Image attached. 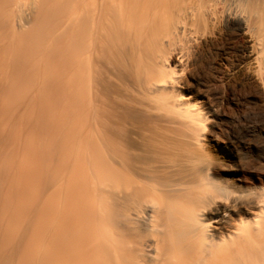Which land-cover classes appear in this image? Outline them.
Masks as SVG:
<instances>
[{"label":"bare ground","instance_id":"1","mask_svg":"<svg viewBox=\"0 0 264 264\" xmlns=\"http://www.w3.org/2000/svg\"><path fill=\"white\" fill-rule=\"evenodd\" d=\"M33 48L44 107L6 109ZM4 54L44 214L6 209L0 264H264V0H0Z\"/></svg>","mask_w":264,"mask_h":264},{"label":"rangeland","instance_id":"2","mask_svg":"<svg viewBox=\"0 0 264 264\" xmlns=\"http://www.w3.org/2000/svg\"><path fill=\"white\" fill-rule=\"evenodd\" d=\"M43 36H44V31H43V34L41 33V35H38V37L39 38H36L37 37V33H36V35L34 34L33 35V37H32V44L34 43V46L35 45H37V46H39V47H44V38H43ZM36 38V40H35V38ZM42 37V38H41ZM42 39V40H41ZM35 41V42H34ZM38 42V43H37ZM33 50H34V52L32 51H30V52H27L26 54L27 55H29V57H27V55H26V57L29 59V61L31 62V60H32V63L34 64V67H33V74H34V79H32V80H29V81H31V87H30V83H24V84H21V86L22 85H28V87H27V85L25 86L26 88H23V86L21 87H19L18 89H19V92H21V93H25V92H28L27 94L25 93V98L23 97V94H21V93H19L17 96L16 95H13V94H10V93H12V90L10 89L11 87H12V85H11V83H10V81H9V78H8V76H9V74H10V71H8V67L7 66H5L6 68L5 69H3V67L2 66H4V65H7L6 64V61L4 60V59H6L7 60V58H5L7 55H5L4 54V56H3V59H2V56H0V61H1V59L2 60H4V61H1L0 62V72H1V70L3 71L1 74H2V76L0 75V78H1V81L3 82V84H2V82H0V85H1V89H0V93H2V90L3 91H5L3 88L5 87V89L9 86V83H10V86H9V88L8 89H6V90H8V93L11 95H9L8 93H7V98H8V96L12 99V101L13 100H16V102L15 101H11V99L10 98H8L10 101H8L7 100V98H4V97H6V96H4V95H6V93H2V95H0V107L1 108H3L6 104H11V105H9V106H11L10 107V109H13V107L12 106H14V108L16 107H18V106H20V105H22V101L21 100H24V99H28V97L30 98V96H31V94L32 93H35V96H34V94H32V97H34V99L36 100V106L38 105V103H40L39 101H38V99L39 100H41L42 98L44 99V93L42 92L41 93V91H40V88L42 89V87L44 88V79L42 78L43 76H42V73H44V70H43V68H44V65H41V63L42 64H44V59H43V57H44V55H43V53H44V50H40V49H37V50H35V48H33ZM36 54H38L39 55V57H36L37 55ZM41 54H42V59H43V61H41L40 62V60H42L41 59ZM14 55V54H13ZM12 55V56H13ZM15 56V55H14ZM35 56V57H34ZM8 57H9V55H8ZM31 57V58H30ZM12 58V57H11ZM11 58H9V59H11ZM38 59V61L37 60H35V59ZM8 59V60H9ZM34 59V60H33ZM36 62V63H35ZM5 63V64H4ZM41 65V66H40ZM40 66V67H39ZM38 72V73H36V72ZM4 72H6L5 74H4ZM42 72V73H41ZM37 74H38V76H37ZM41 74V75H40ZM6 78V79H5ZM41 78V79H40ZM39 79H40V81H39ZM37 80V81H36ZM36 81V82H35ZM5 82V83H4ZM41 82V83H40ZM42 84V87H41V85L40 84ZM39 84V85H38ZM3 85V86H2ZM33 85V86H32ZM40 88H39V87ZM34 87V88H33ZM37 87V88H36ZM21 88H23V89H21ZM39 88V91L37 90ZM24 89H25V91H24ZM30 89V90H29ZM33 89H35V91H37V93L35 92V91H33ZM10 90V91H9ZM22 90H23V92H22ZM32 90V91H31ZM44 90V89H43ZM39 93V94H38ZM40 93L42 94V95H40ZM38 94V95H37ZM22 95V98L20 97ZM27 95V96H26ZM30 95V96H29ZM40 95V96H39ZM3 97V98H2ZM39 97V98H38ZM41 97V98H40ZM48 97V96H47ZM15 98V99H14ZM17 98H19V99H17ZM38 98V99H37ZM5 99L7 100V101H5ZM21 99V100H20ZM42 99V103H40V105L41 104H43L44 105V100ZM19 100L21 101L20 102V105H18L19 104ZM5 101V105H3L4 102ZM25 101V100H24ZM10 102V103H9ZM15 102V103H14ZM49 103V101H47V104ZM8 105H6L5 107H7L6 109H9L8 108ZM40 105H38V106H40ZM43 105H41L42 107H44ZM38 106L36 107L37 109H39V108H42L41 106L38 108ZM7 113V112H6ZM6 113H3V115L4 116H6V117H8L9 116V114H10V112H9V114H7V115H5ZM2 115V114H1ZM0 115V119H2V117H4L3 115L1 116ZM11 115H13V114H11ZM11 115L9 116V117H11ZM0 121H3V122H5L4 121V118L2 119V120H0ZM3 122H0L1 124H0V130H2L3 131V127L5 126H3L2 125V123ZM4 124V123H3ZM3 126V127H2ZM1 132V131H0ZM11 132H13V133H15V134H17L18 136H20L19 138H18V136L16 135V136H14L12 133H7V136L0 142V150H1V152H0V170L2 171V174H0V209H1V205L2 204H4V201H3V198L5 197V196H7V194L5 195V193L8 191L9 193H8V197H5V198H7L6 200H5V198H4V200L6 201V203L3 205L4 206V208L2 209V211H4L3 213H2V211H0V215H3V216H5L6 214H5V212L7 213V217L4 219V217L2 218L1 216H0V218H2L1 220H3L4 219V222L3 221H1L0 220V222H2L1 223V225H0V227L2 228V227H5L4 225L6 224L7 226L8 225H12V223L13 222H15V220H17V222H19L21 219H22V217H23V212L25 211V212H30V211H38V212H42L43 214H44V157H42V154L40 153H38V152H43L44 150H42V145L44 144L45 145V136H44V143L41 145L40 144V142H37L36 140L34 141V142H36V144H38V145H40L39 147H38V145L37 146H35V147H38L37 149H35V147H33L34 145H36V144H34V143H32V145H30V146H32L35 150H37L38 152H36L35 150H33L32 152H36L37 154H39L38 156L36 155V158H34V160H32L33 162H32V166H30V164H31V155H33V157H35L34 156V154H32L31 153V150H29V148H28V146H27V148H28V150L30 151V152H27L28 150H26L27 148H25V144H27V142H26V140L28 141L29 140V137H28V139H26V137L25 136H27L28 134H27V132H25L24 130H18L17 132H15V131H11ZM24 132V133H23ZM20 135H19V134ZM1 134V133H0ZM11 134V135H10ZM9 135H10V137L12 138V139H10V140H7V139H9ZM23 135H25L24 137H23ZM1 136V135H0ZM12 136H14V138L12 137ZM15 138H18V139H15ZM23 138H24V141L26 142V143H24V145H22L23 143L22 142H24L23 141ZM7 141H6V140ZM18 140V141H14L15 143H14V145H13V141L12 140ZM26 139V140H25ZM4 141H6V143L4 142ZM8 141H12L10 144L12 145V148L10 149V150H8L7 149V147H9L10 148V146L11 145H9L8 143ZM4 143H5V145L7 144V146H4ZM31 142H29V144H30ZM28 144V145H29ZM3 145V146H2ZM24 146V149H25V151H23L24 149H23V147L22 146ZM44 145H43V147H44ZM14 146V147H13ZM29 146V147H30ZM3 147H5L4 148V150H3ZM22 147V151L23 152H25V154L22 152H20V148ZM32 147H30V148H32ZM3 150V151H2ZM8 150V151H7ZM40 150H42V151H40ZM6 152V153H5ZM21 153V154H20ZM26 153H27V155H26ZM28 153L29 154H31L30 156L28 155ZM35 153V154H36ZM23 154L25 155V157H23V158H19V157H21V156H23ZM41 155V157H39ZM29 156V157H28ZM44 156V155H43ZM26 157L27 158H29L30 160L28 161L29 162V165H27V163L28 162H25V161H27L26 160ZM33 157H32V159H33ZM41 158V160L39 161V160H37V158ZM21 159V160H20ZM18 160H20L21 162H19ZM34 161H38L36 164H34L35 162ZM38 163H39V165H38ZM41 163V164H40ZM42 163H43V165H42ZM11 165H13V166H11ZM18 165V166H17ZM32 167V168H31ZM42 167V168H41ZM30 168V169H29ZM5 170V171H4ZM35 170H37L38 172H40L39 174L41 175V176H38L39 174H38V172L36 171V172H34ZM28 171V172H27ZM30 171V172H29ZM9 172H10V175H9ZM16 172V173H15ZM36 173V175L34 174V173ZM30 173V174H29ZM29 174V175H28ZM25 175V176H24ZM30 175L32 176H34L33 178L32 177H30ZM28 178H27V177ZM39 178V179H37V177ZM35 177H36V180H35ZM31 178V179H30ZM15 179V180H14ZM25 179V180H24ZM27 179H28V181H27ZM31 180V182H30V180ZM33 179V180H32ZM26 181V182H25ZM37 181H39L40 183H41V185H40V183L39 182H37ZM11 182V183H10ZM26 184H25V183ZM8 183H10L9 184V186H12L11 188L8 186ZM29 183V184H28ZM37 183V184H36ZM14 184V185H13ZM24 184V185H23ZM31 184H34V185H31ZM5 185V186H4ZM7 185V186H6ZM29 185L31 186V187H29ZM35 185H37V186H35ZM3 186V187H2ZM25 186V187H24ZM36 187L37 189H38V191H39V193H38V191H37V189L36 188H34V187ZM42 186V187H41ZM32 187H33V189H32ZM10 188V189H9ZM18 188V189H17ZM26 188H28V191H25V190H27ZM30 188V189H29ZM7 189V190H6ZM13 189V191H11ZM14 189H15V193H12V192H14ZM23 189V190H22ZM39 189H41V190H39ZM30 190V191H29ZM31 190H33V191H31ZM5 193H4V192ZM24 191H25V193L26 192H28V193H30L31 192V194H28L27 193V195L24 193ZM35 192V193H34ZM22 193V194H21ZM38 193V194H37ZM37 194V195H36ZM3 195H5L4 197H3ZM22 195H25V196H22ZM29 195H31V196H29ZM11 196V197H10ZM13 196V197H12ZM22 196V197H21ZM3 197V198H2ZM18 197V198H17ZM20 197L22 198V201H20ZM26 198V199H24V198ZM28 197V198H27ZM9 199V200H8ZM12 199V202H10V200ZM18 199V200H17ZM30 199V200H29ZM14 200V201H13ZM2 201H3V203H2ZM15 202V203H14ZM22 204H21V203ZM9 203V204H8ZM11 203V204H10ZM17 203V204H16ZM34 203V204H33ZM9 205V206H5V205ZM14 204V205H13ZM15 204H16V207H14L15 206ZM11 205V206H10ZM2 206V207H3ZM13 206V208H14V210H12L13 208H11ZM26 208H25V207ZM28 206V207H27ZM30 206V207H29ZM6 207V208H5ZM8 207H10V208H8ZM17 207H19V211L20 212H17L18 210H17ZM8 208V210H12L13 211V213H14V215L16 216H14L13 214V216H14V218H16L15 220H14V218L11 216V212L10 211H6V209ZM15 208H16V210H15ZM29 209V210H28ZM10 212V215L8 214ZM15 212L16 213H18V214H15ZM8 215L9 216H11V218H12V220H11V218L10 219H7L8 218ZM21 215V216H20ZM19 217H21V219L19 218ZM11 222H10V221ZM7 223H9V224H7ZM6 226V227H7Z\"/></svg>","mask_w":264,"mask_h":264}]
</instances>
